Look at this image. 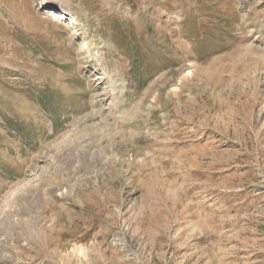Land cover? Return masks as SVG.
Here are the masks:
<instances>
[{
  "label": "rangeland",
  "instance_id": "obj_1",
  "mask_svg": "<svg viewBox=\"0 0 264 264\" xmlns=\"http://www.w3.org/2000/svg\"><path fill=\"white\" fill-rule=\"evenodd\" d=\"M2 196L0 264H264V0H0Z\"/></svg>",
  "mask_w": 264,
  "mask_h": 264
},
{
  "label": "bare ground",
  "instance_id": "obj_2",
  "mask_svg": "<svg viewBox=\"0 0 264 264\" xmlns=\"http://www.w3.org/2000/svg\"><path fill=\"white\" fill-rule=\"evenodd\" d=\"M47 12H46V15H52L53 13H52V10L51 9H47L46 10ZM55 15V19L56 20H59V19H65V17L67 16V15H64V12H57V13H54ZM72 20V22L73 23H75L76 24V17H70ZM71 22V23H72ZM78 22V21H77ZM94 56V55H93ZM98 58V57H97ZM99 65H101V64H99ZM98 65V66H99ZM102 67V66H101ZM102 68H104V67H102ZM106 68V67H105ZM100 70H103V69H100ZM105 70V69H104ZM10 203V201H9V199L6 197V196H2V197H0V212L3 210V208L6 206V205H8Z\"/></svg>",
  "mask_w": 264,
  "mask_h": 264
}]
</instances>
